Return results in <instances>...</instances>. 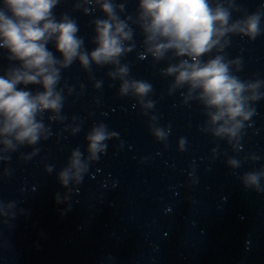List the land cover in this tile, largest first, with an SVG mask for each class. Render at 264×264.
Segmentation results:
<instances>
[{"label":"clouds","instance_id":"obj_1","mask_svg":"<svg viewBox=\"0 0 264 264\" xmlns=\"http://www.w3.org/2000/svg\"><path fill=\"white\" fill-rule=\"evenodd\" d=\"M56 4L57 0H3L0 7V48H6L9 58L20 62L19 67L0 76V135L11 136L19 144H35L39 140L43 124L36 119L38 113L58 112L62 107V96L55 90L60 79L58 63L68 67L76 58L85 67L90 59L97 64L118 62L117 58L124 52L122 41L131 36L130 31H125L126 23L115 14V6L105 2L101 10L108 19L96 21L98 46L89 57L88 53L80 51L83 39L77 36L76 22L66 15L56 20L52 12ZM139 9L145 42L151 45L148 50L158 59L168 50H175L178 57L190 58L170 66L167 73L175 74L176 85L187 84L190 90H200V98L206 106L216 110L212 121H223L218 134L235 135L240 126L237 118L247 119L251 114L245 112L244 107L246 97L242 93L246 85L230 73L229 63L223 57L207 61L202 57L228 32L239 29L255 38L259 33V15L248 18L245 31L239 28V21L228 26L229 11L220 4L213 7L209 0H139ZM53 39L62 61L46 47ZM119 71L126 73L128 69ZM30 84L41 85L43 91L33 93L17 88V85ZM128 87L125 83L121 91L126 92ZM132 87L138 95L151 90V85L142 81L133 82ZM156 135L162 137L163 133L157 131ZM107 138L103 126L94 129L88 136L89 150L93 154L102 151L106 147L102 142ZM2 142L6 148L15 147L10 139ZM79 157L80 153L74 152L71 162L77 175L83 170ZM258 179L259 174H250L247 182L256 184ZM60 180L65 185L68 183V169L60 173Z\"/></svg>","mask_w":264,"mask_h":264}]
</instances>
